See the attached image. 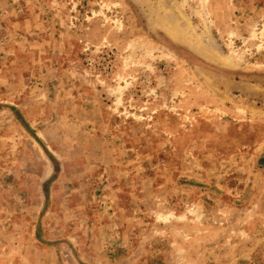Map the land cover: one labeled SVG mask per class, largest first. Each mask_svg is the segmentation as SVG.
<instances>
[{
    "label": "rangeland",
    "instance_id": "rangeland-1",
    "mask_svg": "<svg viewBox=\"0 0 264 264\" xmlns=\"http://www.w3.org/2000/svg\"><path fill=\"white\" fill-rule=\"evenodd\" d=\"M0 264H264V0H0Z\"/></svg>",
    "mask_w": 264,
    "mask_h": 264
}]
</instances>
